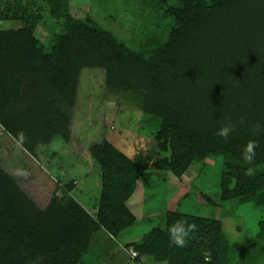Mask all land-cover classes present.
Wrapping results in <instances>:
<instances>
[{"label":"trees","instance_id":"1","mask_svg":"<svg viewBox=\"0 0 264 264\" xmlns=\"http://www.w3.org/2000/svg\"><path fill=\"white\" fill-rule=\"evenodd\" d=\"M134 1L143 20L132 26L136 37L130 41L100 18L73 16L69 0H46L57 27L47 43L35 36L42 14L34 4L18 27L0 28V127L27 153L56 137L65 146L70 141L83 69H100L107 91L156 121L154 145L144 155L131 157L108 140L90 144L100 178L93 213L69 193L71 186L60 187V194L52 189L39 204L1 163L0 264H84L95 231L116 237L135 223L126 203L146 171L180 178L210 155L222 159V202L264 208V128L254 130L264 124V0ZM91 3L99 13L107 10ZM103 11L101 18L114 19ZM228 122L235 128L225 140L217 131ZM250 139L258 142L252 165L242 157ZM248 167L255 168L251 176ZM163 221L124 243L136 252L134 260L230 264L220 219L165 210ZM177 222L191 226L182 248L167 232ZM263 253L261 217L236 264H258Z\"/></svg>","mask_w":264,"mask_h":264},{"label":"rangeland","instance_id":"2","mask_svg":"<svg viewBox=\"0 0 264 264\" xmlns=\"http://www.w3.org/2000/svg\"><path fill=\"white\" fill-rule=\"evenodd\" d=\"M94 2L98 6H106L107 10L102 11L114 19L101 18L104 14L92 7L91 0H69L70 13L76 17L100 18L104 27L118 31L127 41L136 37L131 29L143 20L138 11L140 4L134 0ZM33 4L40 8L42 14L35 36L47 43L57 27L55 19L49 16L46 0H0V28L18 27L21 15L33 12ZM70 117L71 139L68 144L63 145L56 137L47 145H39L35 154L24 151L1 130L0 164L39 204L50 196L52 189L57 188L60 194V187L71 186L69 193L93 213L100 191V178L97 165L88 153L90 144L108 140L131 157L144 155L154 145L152 127L156 121L147 119L120 93L107 91L103 72L98 68L80 71L77 100ZM2 138L6 142L11 141L5 144ZM221 160L219 156H207L201 162L192 163L180 178L168 171H146L137 180L136 189L126 203L137 220L116 237L104 229L95 231L84 264H159L151 256H142L137 262L132 258L136 254L134 249L125 248L124 243L138 241L153 226L162 227L165 210L220 219L229 241L230 264H236L239 251L246 248L256 231L258 219L264 217V208L219 199ZM202 194L212 201H207ZM257 263L264 264V255Z\"/></svg>","mask_w":264,"mask_h":264},{"label":"clouds","instance_id":"3","mask_svg":"<svg viewBox=\"0 0 264 264\" xmlns=\"http://www.w3.org/2000/svg\"><path fill=\"white\" fill-rule=\"evenodd\" d=\"M235 125L231 122L224 124L217 131V135L228 139L229 135L233 133ZM264 128V124L257 122L254 126V130H259ZM22 138V137H21ZM258 147V142L254 139H250L246 142L242 149V157L246 164L252 165L254 158L256 156V148ZM255 173L254 167H248L246 169V175H253ZM186 222H177L167 228L169 239L171 243L177 245L178 247H185L188 242L189 233L191 231V226H185Z\"/></svg>","mask_w":264,"mask_h":264},{"label":"crops","instance_id":"4","mask_svg":"<svg viewBox=\"0 0 264 264\" xmlns=\"http://www.w3.org/2000/svg\"><path fill=\"white\" fill-rule=\"evenodd\" d=\"M0 131H1V128H0ZM8 140V139H7ZM0 141H1V138H0ZM2 141L6 144H9L10 142L9 141H11V140H8L7 142L6 141H4V138H2ZM128 203V202H127Z\"/></svg>","mask_w":264,"mask_h":264}]
</instances>
